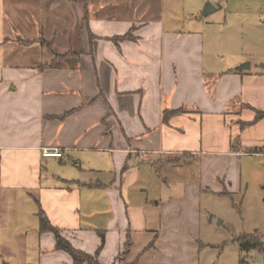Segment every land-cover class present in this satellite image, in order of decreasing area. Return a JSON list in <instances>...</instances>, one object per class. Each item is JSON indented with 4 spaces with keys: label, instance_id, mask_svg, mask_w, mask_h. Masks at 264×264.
Listing matches in <instances>:
<instances>
[{
    "label": "crops",
    "instance_id": "crops-1",
    "mask_svg": "<svg viewBox=\"0 0 264 264\" xmlns=\"http://www.w3.org/2000/svg\"><path fill=\"white\" fill-rule=\"evenodd\" d=\"M91 1L66 0L82 6L79 48L59 53L24 32L43 25L41 0L22 16L24 0H0V264H20L25 196L36 205L39 264L73 259L40 231L36 200L89 254L104 232L100 264H200L204 196L227 191L264 203V0ZM128 32L131 39L112 40ZM51 52L66 56L41 70ZM182 107L164 123L166 109ZM55 147L63 158L43 155ZM51 158L73 160L78 171L46 175ZM105 158L114 169L107 180L95 176ZM148 164H187L196 175L163 203L138 195L149 188ZM253 229L264 236V217Z\"/></svg>",
    "mask_w": 264,
    "mask_h": 264
},
{
    "label": "rangeland",
    "instance_id": "rangeland-1",
    "mask_svg": "<svg viewBox=\"0 0 264 264\" xmlns=\"http://www.w3.org/2000/svg\"><path fill=\"white\" fill-rule=\"evenodd\" d=\"M24 1V4L20 6L21 16L22 14L25 15V12L32 11L36 8V4L40 3L39 0ZM105 1L112 3L115 0ZM72 2H76V0H72ZM91 2L95 6L101 0H92ZM41 3L43 25L41 27L34 26L33 28L28 26L23 27L26 34L30 33L27 34V37L38 36L36 37L38 42L42 45L44 44L43 46L46 48L59 53L70 49H78L76 31L78 30L77 24L82 6L75 3H66V0H41ZM108 11L112 10L109 9ZM47 161L50 165H47L49 170L46 169V175H52V171L55 170L62 178H67L66 176L70 174V170L78 171L72 168L73 160L68 159L67 166L61 164L58 158H51ZM99 166H101L103 172L102 174H96V177L104 180L113 177L114 169L107 158ZM153 166V170L151 164L142 167L141 172H144V175H147L149 179V188L147 193L144 194L142 192L138 195L143 194V198H146L147 195L151 197L162 196L163 203L167 202L170 198H180L183 180H192L196 175V169L194 170L187 164L179 166ZM155 169L162 170L164 178L170 179L171 182L168 186L163 180L157 178L159 176L156 175ZM146 173H149V176ZM92 176L94 177V175ZM140 188L138 185L132 186V190L139 191L141 190ZM256 190H258V187L252 185L251 193L254 192L256 194ZM257 199L255 196L254 200H248L243 204L242 194L235 195L234 199L229 196L219 195L203 197L199 206L203 220L202 229L200 235L195 234L203 242L197 257L200 259V264H262L256 259L257 252H259L257 249L242 251L239 243L235 241L236 237L253 232V226L259 222L260 218L264 217V210L259 209L261 206L264 207V203L259 202ZM33 209H36V205L32 198L26 196L25 198L20 197V212L27 213L25 214L27 226L25 230L20 231V264H39V248L36 240L37 232L30 225L34 220L32 218L33 214H30V210ZM35 221H37L36 218ZM144 240L143 237H138L136 239V247L139 248ZM11 264H15V260H12Z\"/></svg>",
    "mask_w": 264,
    "mask_h": 264
},
{
    "label": "trees",
    "instance_id": "trees-1",
    "mask_svg": "<svg viewBox=\"0 0 264 264\" xmlns=\"http://www.w3.org/2000/svg\"><path fill=\"white\" fill-rule=\"evenodd\" d=\"M132 35L131 32H128L127 34L123 36H116L113 37L112 40L115 42H119L122 40L126 39H131ZM23 43H26L27 41L21 40ZM44 45V44H43ZM53 54V61L52 63H41L39 65V68L41 70H44L46 68H57L60 62H62L65 58L66 55H61L58 53L51 52ZM186 111L185 107H182L180 109H166L164 111V116H163V121L164 123H168L169 120L176 115L183 114ZM264 117V111H257V119L263 118ZM64 156V155H63ZM63 156L61 158H63ZM221 195L224 196H229L233 198V195L227 191L221 193ZM234 199V198H233ZM39 210H38V217L40 220V231L41 232H51L56 240V245L55 249L56 250H62L68 253L72 259H73V264H100L99 262V254L101 250L103 249V246L105 244V234L104 232H99L102 243L97 250L96 254L92 255L89 254L76 246H74L70 240H68L64 235L62 229L59 227L55 226L47 216L46 212L42 208L40 202L36 200ZM235 241L239 243L240 248L242 251H249L251 249H257L259 252L264 253V236L259 234V232L255 231L253 233H247L244 235H241L239 237L235 238ZM131 244V240H128L125 249L122 255L127 252L129 249V246ZM243 262V259H242ZM131 264H136V263H131Z\"/></svg>",
    "mask_w": 264,
    "mask_h": 264
},
{
    "label": "built area",
    "instance_id": "built-area-1",
    "mask_svg": "<svg viewBox=\"0 0 264 264\" xmlns=\"http://www.w3.org/2000/svg\"><path fill=\"white\" fill-rule=\"evenodd\" d=\"M43 155L45 157H58L61 158L64 153L63 150L59 147H55V148H44L43 149ZM262 264H264V259L262 260Z\"/></svg>",
    "mask_w": 264,
    "mask_h": 264
},
{
    "label": "water",
    "instance_id": "water-1",
    "mask_svg": "<svg viewBox=\"0 0 264 264\" xmlns=\"http://www.w3.org/2000/svg\"><path fill=\"white\" fill-rule=\"evenodd\" d=\"M210 6V3L208 4V7ZM208 7H207V9H208ZM249 66V64L248 63H244V64H242L239 68L240 69H243V68H245V67H248Z\"/></svg>",
    "mask_w": 264,
    "mask_h": 264
}]
</instances>
